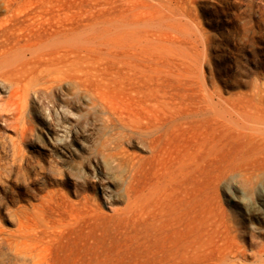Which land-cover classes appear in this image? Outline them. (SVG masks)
Segmentation results:
<instances>
[{
    "label": "rangeland",
    "instance_id": "1",
    "mask_svg": "<svg viewBox=\"0 0 264 264\" xmlns=\"http://www.w3.org/2000/svg\"><path fill=\"white\" fill-rule=\"evenodd\" d=\"M47 1L69 31L19 96L0 86V264H167L171 241L226 239L256 264L264 158L209 119L264 136V0Z\"/></svg>",
    "mask_w": 264,
    "mask_h": 264
},
{
    "label": "bare ground",
    "instance_id": "2",
    "mask_svg": "<svg viewBox=\"0 0 264 264\" xmlns=\"http://www.w3.org/2000/svg\"><path fill=\"white\" fill-rule=\"evenodd\" d=\"M62 21L63 17L60 14H53L50 12L47 0H0V86L5 87L8 91L9 98L19 96L20 92L24 89V81L18 79L17 76L19 74H24L25 76L23 78L26 79L31 74V67L36 51L41 52L39 55L40 60H49L48 57H50V54L47 53L46 44L52 38V35H56L57 33L60 34L63 30L65 31ZM21 59L23 62L20 63ZM216 116L215 114L211 115V119H209L212 128V132L210 133L212 143L215 141V134L219 133V140L231 134L230 137L240 142L245 148L248 147V150L258 149L259 152L261 151L260 154L264 158V136L261 137L262 135H260L259 137V135H257L258 133L256 134V130L251 127L254 126L253 120L251 123L248 119L250 121H248V124H252L251 126H246L245 124H241V122L237 124V130H235V132H231L228 129H226V132L224 129L225 124L223 125L225 122L222 123L224 116L221 121L218 120ZM249 118L251 117L249 116ZM258 130L261 133V130ZM54 142L60 145L63 140L56 139ZM254 191L256 194V209H253V212L257 213L259 211H264V192L260 191L258 188H254ZM246 213V215L249 214L248 212ZM175 230L176 229L172 231L173 233L171 232L172 235H176L177 231L174 233ZM172 237L174 238L175 236ZM195 241L193 242L196 244L197 241ZM193 242H187V244L184 245L185 251L182 252L181 250L184 247L180 248V246L176 245L177 243L175 244L171 241L170 243L175 245H172V248L170 247L171 249H167V252L170 254L167 253V257H171H169L167 264H237L235 261L229 260L228 257L229 255L241 256L238 248L234 247L232 242L228 239H226V246L222 245L224 248L217 245L215 250H218L213 251L215 253L217 252V255L215 256V254L212 253L214 257L209 256L210 258H207L208 255H212L210 253H206L208 255H198L199 252L202 251V247L198 243L196 246L199 250L196 249V251L199 252L193 253L192 251H195L194 248L192 251L190 248L195 246ZM190 243L193 245L190 246ZM219 246L222 249L218 248ZM202 255H204V257ZM195 257L197 258L196 260L194 259ZM260 257L264 258V253L259 255L256 264H264V259Z\"/></svg>",
    "mask_w": 264,
    "mask_h": 264
}]
</instances>
